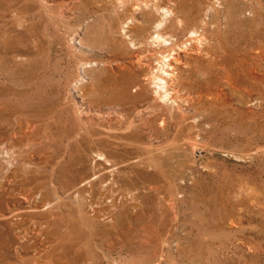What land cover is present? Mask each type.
<instances>
[{"label": "rangeland", "instance_id": "1", "mask_svg": "<svg viewBox=\"0 0 264 264\" xmlns=\"http://www.w3.org/2000/svg\"><path fill=\"white\" fill-rule=\"evenodd\" d=\"M0 264H264V0H0Z\"/></svg>", "mask_w": 264, "mask_h": 264}, {"label": "bare ground", "instance_id": "2", "mask_svg": "<svg viewBox=\"0 0 264 264\" xmlns=\"http://www.w3.org/2000/svg\"><path fill=\"white\" fill-rule=\"evenodd\" d=\"M170 15V14H169ZM173 14L169 16L168 19H164L160 21L156 28L157 33L154 40L158 43V45L161 48V51L159 52V60H158V69L159 72L151 75V81L156 80V85L159 87L157 90H154L155 93H159V90L167 93L166 86L167 85H174L177 82L178 75L180 73V68L182 65V59L181 54L186 55L188 51H191L194 47V44L200 43L206 40V32L209 24L211 21H206L205 18H197V14H195L189 25L185 27V22H183L179 18H172ZM171 28H168L169 26H172ZM164 31V29H166ZM170 31H174L171 33ZM186 36V40H183V37ZM169 39V41H168ZM187 41L190 42V44H187ZM140 50H137V52L134 54L135 62H140ZM130 63L133 64V52H132V59L130 60ZM156 72V71H155ZM133 88V85L130 86ZM128 90V87L126 88ZM164 93V94H165ZM168 95V94H166ZM162 123V122H161ZM99 159H102V155H98ZM96 169H90L87 176H83L80 178L81 184H90L92 183V180L98 179V187L97 189H92V191H96L97 199H96V210L92 209V214L89 216V219L91 220H97L99 217H103L104 215H107L106 212V199H108V195L111 193L113 182L109 181L106 183V181L103 180V178L96 176ZM106 183V184H105ZM92 191H90L92 194H94ZM44 201V200H43ZM43 207H46L44 204ZM82 212H84L83 209H81ZM85 217V215H84ZM105 218L110 217V215L104 216ZM87 218V216L85 217ZM47 224V223H46ZM19 228V227H18ZM45 229V230H44ZM46 228H40L36 232V236L41 237L38 239L39 242H43L44 240H48L46 237ZM43 237V239H42Z\"/></svg>", "mask_w": 264, "mask_h": 264}]
</instances>
